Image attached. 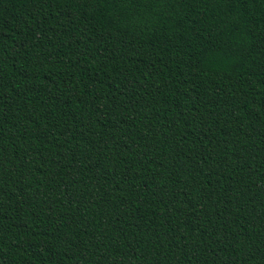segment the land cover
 Wrapping results in <instances>:
<instances>
[{"label": "trees", "instance_id": "1", "mask_svg": "<svg viewBox=\"0 0 264 264\" xmlns=\"http://www.w3.org/2000/svg\"><path fill=\"white\" fill-rule=\"evenodd\" d=\"M0 264H264V0H0Z\"/></svg>", "mask_w": 264, "mask_h": 264}]
</instances>
